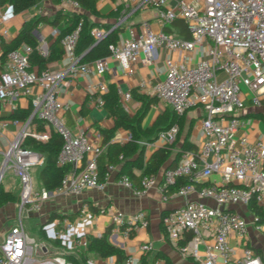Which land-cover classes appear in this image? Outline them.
Listing matches in <instances>:
<instances>
[{"label": "built area", "instance_id": "built-area-1", "mask_svg": "<svg viewBox=\"0 0 264 264\" xmlns=\"http://www.w3.org/2000/svg\"><path fill=\"white\" fill-rule=\"evenodd\" d=\"M63 1L74 14H80L78 0ZM124 3L125 15L155 9L159 27L154 28L147 19L128 26L130 37L111 45L108 56L81 62L76 51L84 24L80 17L61 39L68 64L58 70L39 71L32 66L29 54L33 46L28 44L7 54L6 70L0 72V100L14 109V103L22 96H30L35 85L41 92L32 97L31 115L25 122L17 119L1 122L0 136L9 123L20 126L0 159L1 180L9 171L17 176L21 186L18 206L21 211L32 212L40 211L51 193L78 196L88 189H102L112 180L138 197L156 187L163 200L173 196L183 199L162 217L168 237L183 255L192 257L198 264H264L253 248L243 244L248 236V221L235 209L247 207L252 199L258 205L264 204V128L256 126L257 122H264V115L258 116L264 114V0H124ZM179 19L188 25L189 38L178 31L166 30ZM108 31L94 27L91 35L97 41ZM162 50L182 52L183 56L181 59L166 56L164 76L142 78L139 88L166 103L178 115L191 108L201 110L198 149L182 152L173 166L145 175L139 183L132 182L125 174L114 178L118 168L112 164L107 165L100 179L98 159L106 145L67 125L63 113L69 103L60 98L59 85L67 78L91 71L103 76L110 69L109 58L119 62L124 74L133 75L138 61L154 64ZM192 54L201 57L195 61ZM117 70L113 68V73H118ZM220 73L225 75L221 80ZM89 88L98 93L97 103L103 106L100 94L109 89L106 81L92 82ZM119 93L124 101L132 98L130 91ZM37 121L47 129L31 128V122ZM51 130L62 136L58 163L70 164L71 168L63 176L61 186L50 193L33 186V171L43 166L45 156L24 147L23 142L27 137L46 140ZM178 133L179 125L175 123L159 131L153 140L141 144L169 145L176 141ZM213 173L220 175L219 182L211 181ZM180 179L188 181L170 191ZM193 194L198 198H191ZM89 213L90 205L81 202L79 216L83 218ZM110 217L124 237L148 225L144 209L131 214L111 210ZM75 228L74 220L63 217L56 238L62 239L64 233ZM256 229L263 232L264 225L257 222ZM186 234H191V238L180 243ZM232 238L237 245L232 244ZM73 245V253L90 254L86 234L77 236ZM150 249V243L140 246L141 254ZM52 254L44 241H37L27 233L22 217L0 235V264H73L63 255ZM88 261L91 264L94 259L88 256ZM103 264L120 263L105 260ZM124 264H140V258L129 255Z\"/></svg>", "mask_w": 264, "mask_h": 264}, {"label": "crops", "instance_id": "crops-1", "mask_svg": "<svg viewBox=\"0 0 264 264\" xmlns=\"http://www.w3.org/2000/svg\"><path fill=\"white\" fill-rule=\"evenodd\" d=\"M117 6H120L119 16L117 18L110 16L109 14L111 12L116 11ZM96 8L99 12L98 15L91 13L89 10L81 6L79 15H81L86 24L92 28L100 27L106 30H112L114 28L121 27L119 39L130 37L128 26L139 25L140 22L145 19L151 21L154 28L159 27L156 22L155 9L153 8L138 10L125 15L123 13L125 9L124 0H97ZM59 12L65 14V17L64 19L59 20V22L56 24L54 21ZM73 14L74 12L72 11V8L69 7L68 4L63 0H38L34 7L26 9L25 11L18 14L13 13L11 7L8 4H0V54L2 53V40H10L14 38L18 34L23 22L32 18H35L37 21V25L32 30V33L39 42L40 52L47 54L57 41L60 29L69 27L71 25V16ZM122 17L126 18H124L119 24V21ZM174 28L179 32L177 26L174 25ZM4 30H7V34H3ZM34 30L36 33H34ZM168 55L177 59H181L183 56L182 52L169 53L162 50L160 51L158 59L154 64L146 65L141 60L138 61L135 73L133 75L124 74L119 62L113 58H109L110 69L107 70L103 76H99L94 71H91L88 74H81L77 78H67L63 80L59 85V96L62 100L69 103V107L63 113L67 125L73 131H84L89 135L91 140L100 141L103 143V137L100 134V129L112 127L114 120L109 116L108 111L104 106L98 105V93L91 90L89 88V84L98 80H105L108 84V87L113 84L116 87V92L120 96L123 107L130 114H134L140 108L141 102L134 98L124 101L119 91L122 90L125 92L131 91V89H138L139 92L147 93L139 88V82L145 77H163L164 58ZM200 57L201 56L199 54H192L191 56V58H193L195 61ZM67 64L68 60L63 55L58 59L50 60L47 64V68L51 70H58ZM116 67L118 68L117 71L119 72L114 74L113 68ZM4 70H6V59L2 63L0 62V72ZM40 92L41 88L38 85H35L33 87V93L30 96H22L16 101V103H14V109L9 104L0 100V125L2 121L10 120L9 116L16 108L26 107L29 105L31 106L32 97L36 96ZM166 109L172 110L166 103L158 100V103L152 105L149 109L147 115L144 118L143 126L148 127L153 125L157 116ZM200 111L201 110L197 109L199 119H195L192 116L189 117L187 112L185 113L186 123H188L189 126L193 123L189 139L198 146L202 134ZM260 115L258 116L263 117L264 114ZM30 125L31 128H36L39 131H44L47 129L46 125L40 121L31 122ZM256 126L259 129H263L264 122L259 121L257 122ZM19 128V125L9 123L7 128L3 130L2 135L0 136V159L3 158V152L7 150L10 141L14 138ZM129 137L130 133L128 131L119 129L116 131L114 139L124 142L127 141ZM157 147L158 146L155 145L145 147V155L149 156ZM41 168L42 166L37 167L33 171V186L37 190L44 189L42 180L40 178ZM117 168L118 170L114 173V178L119 177V167L117 166ZM135 171L136 173L140 172L139 170ZM220 178L221 177L218 173H213L210 179L211 181L219 182ZM1 183L3 188L6 190L13 191L12 188H18L16 195L19 198L21 188L20 182L12 171H9L4 175ZM62 195H64L63 197L66 198V201H64L65 203L70 202L71 204L75 205L72 211L66 212L63 215H59L60 221L65 216L70 217L72 220L78 219L76 222V228L71 232L70 236L72 249L77 236L81 234L98 235L111 226L110 232L108 234V239L110 242L123 249L126 255H134L135 257L140 258V264L141 258L143 256L144 259H146L147 264H164V259L162 258L163 255H167L174 264H198L192 257L183 255L175 247L163 229V213L165 214L169 210H172L180 205L183 201L181 197L173 196L168 200H163L162 194L156 187L151 188L144 196L138 197L132 192L131 189L118 184L115 180L109 181L102 189H88L78 196L65 194ZM56 197L59 196L51 193L50 196L43 202L40 211L31 212L33 214H44L46 206L50 204L49 201ZM191 198L196 199L198 197L197 195L193 194ZM83 201L90 205V213L82 218L79 216V208L81 202ZM18 202L19 200L17 202H9L7 212L2 215L0 213V225L3 226V228L0 230V235L7 230L9 225L15 223L19 218H16L13 213L15 205L18 206ZM6 204L0 208H4ZM140 209H144L147 212L148 225L145 228H140L134 231L129 237H124L122 230L116 229L113 226L110 217V211L116 210L125 214H131ZM235 209H238L241 213H243L248 221V236L243 244L253 248L264 261V231L261 232L256 229L257 221H255V216L250 212L248 206H238L235 207ZM51 212L54 213L55 210H52ZM51 212L47 214L48 216H46L47 218L43 222L44 224L52 219L50 218L52 216ZM57 214L59 213L57 212L56 215ZM59 222L56 225L57 229L59 227ZM60 240L62 242L60 247L68 248L67 244H65L62 239ZM231 242L234 245L238 244L234 238L231 239ZM144 243H150L151 249L147 253L141 254L140 246ZM238 249L240 252L242 251L239 247ZM88 256L94 259V262L91 264H103L105 260H116V257L114 256L103 258L99 257L94 252H90Z\"/></svg>", "mask_w": 264, "mask_h": 264}, {"label": "trees", "instance_id": "trees-1", "mask_svg": "<svg viewBox=\"0 0 264 264\" xmlns=\"http://www.w3.org/2000/svg\"><path fill=\"white\" fill-rule=\"evenodd\" d=\"M38 0H0V4H8L13 13L18 14L26 9H30L37 4ZM81 6L91 13L98 15L96 8L97 0H78ZM120 6H117L115 12L109 15L118 17ZM65 14L59 12L55 18L57 24L59 20L64 19ZM82 17L78 14L71 16V25L69 27L61 28L57 41L47 54H43L38 49L39 42L33 35L32 30L36 27L37 21L35 18L23 22L18 34L10 39L2 40V53L0 54V62L5 61L7 54L22 44L33 46V51L29 54V60L32 66H35L39 71L47 68L50 60L58 59L64 55V48L61 44L62 37L68 33L75 23ZM179 29L181 35L185 38L190 37L188 25L184 20L179 19L174 23ZM91 29L84 21L83 29L77 44V54L82 56L81 62H93L101 57L108 56L111 52V45H114L119 40L121 27L109 30L108 33L102 37L98 42L91 35ZM167 30V29H166ZM168 31V30H167ZM88 50V51H87ZM132 98L141 102L140 108L136 113L130 114L122 105L120 96L116 92V87L111 84L107 92L100 94L103 100V106L108 111L110 117L113 118L114 124L110 128H101L100 134L103 137V144H107L106 151L98 159V171L100 179L104 176L107 164L116 165L119 167L118 176L127 175L132 182L139 183L141 178L145 175L157 174L164 166L171 167L181 156L182 152L186 150L196 151L198 145L192 142L190 132L182 136L185 128L186 117L185 114L178 115L175 111L166 109L160 113L154 124L148 127L143 126V121L152 105L158 103V99L148 93L139 92L138 89H131ZM31 106L16 108L9 116L10 119H17L20 122H25L31 115ZM179 125V133L174 143L169 145L158 146L149 156L145 155V146L141 144L142 141L153 140L159 131L166 129L173 124ZM193 124V123H192ZM190 125V129L192 128ZM123 129L130 133L127 141L121 142L115 140V133L117 130ZM23 146L32 150H36L45 156L44 164L40 170V178L42 180L44 189L46 191H55L62 184L63 176L71 168L70 164L60 165L58 163V156L62 147V136L55 130H51L49 138L46 140H37L33 137H27ZM174 149H177L174 151ZM120 156H123L122 158ZM135 170H139L136 173ZM188 181L187 179H180L176 186L172 187L170 191L175 189L178 185ZM18 196L12 191L3 188L0 183V207L9 202H17ZM249 210L256 217L257 222L264 224V207L258 205L255 199L249 202ZM164 215V213H163ZM52 215L51 218H53ZM73 217V216H72ZM111 227V226H110ZM110 227L107 228L100 235L86 234L89 240L88 251L96 253L99 257L114 256L120 264L128 257L124 250L114 245L108 239ZM165 230V228L163 227ZM43 237H47V232L44 226L41 228ZM166 232V231H165ZM191 234H186L185 239L180 240L183 243L186 239H190ZM55 244L62 245L60 239H55ZM66 259L73 264H90L88 256L85 253L65 255ZM164 264H174L167 255H163ZM141 264H147L144 256L141 258Z\"/></svg>", "mask_w": 264, "mask_h": 264}, {"label": "rangeland", "instance_id": "rangeland-1", "mask_svg": "<svg viewBox=\"0 0 264 264\" xmlns=\"http://www.w3.org/2000/svg\"><path fill=\"white\" fill-rule=\"evenodd\" d=\"M168 32H176L174 25H169L167 27ZM225 77L224 74L220 73V80L223 79ZM187 115L189 117H194L195 119H199L198 118V112L196 108H191L187 110ZM192 129H190V126L188 123H186L185 128L183 130V133L181 135H187L189 132H191ZM12 192L16 195L18 192V188H12ZM56 198L51 199L49 202L50 204H48L46 206V210H45V215L42 214H33L30 210H20V208L18 206L15 205L14 207V216L17 217H22L23 221H24V226L25 229L27 231V233L30 236H33L37 241H44V243L51 249L52 251V255H63L65 256L68 253L74 254L73 249H72V244H71V240H70V236H71V232L73 230H69L66 233H64L61 237L62 240L65 244H67L68 248H62L58 245L55 244V239L57 237V223L60 221V216L59 215H63L66 212H70L74 209V205L75 204H71L70 202H64L66 201V198H64L62 194H58ZM9 203L6 204V206L4 208H0V213L5 214L7 212ZM52 210H55V212H51ZM51 212V215H55V217H53L51 220H49L47 223H43L44 220L47 218L46 216H48L47 214ZM59 213L56 215V213ZM44 215V216H42ZM52 217V216H51ZM50 217V218H51ZM75 224L77 225V220H75ZM43 223V224H42ZM1 224V223H0ZM45 227L46 231H47V237H43L42 232H41V228L40 227ZM3 228L2 225H0V230ZM72 252H71V251ZM66 257V256H65ZM68 260V259H67ZM69 261V260H68Z\"/></svg>", "mask_w": 264, "mask_h": 264}, {"label": "water", "instance_id": "water-1", "mask_svg": "<svg viewBox=\"0 0 264 264\" xmlns=\"http://www.w3.org/2000/svg\"><path fill=\"white\" fill-rule=\"evenodd\" d=\"M34 33H36V31L34 30ZM100 39H98L97 40V42L99 41ZM88 51V50H87ZM85 53H87V52H85ZM85 53L83 54V55H85ZM83 55L81 56V57H83ZM0 183H1V178H0ZM235 185H240V183H235ZM50 193L52 192V191H49Z\"/></svg>", "mask_w": 264, "mask_h": 264}]
</instances>
